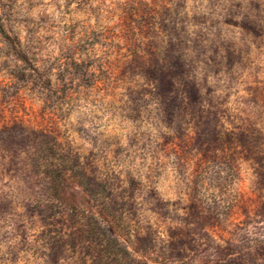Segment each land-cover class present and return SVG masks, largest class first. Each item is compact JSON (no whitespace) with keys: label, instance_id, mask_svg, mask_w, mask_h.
Returning a JSON list of instances; mask_svg holds the SVG:
<instances>
[{"label":"rangeland","instance_id":"1","mask_svg":"<svg viewBox=\"0 0 264 264\" xmlns=\"http://www.w3.org/2000/svg\"><path fill=\"white\" fill-rule=\"evenodd\" d=\"M151 2L155 4L157 0ZM17 3L27 4L28 0H0V9H4L0 12V35L10 42L20 39L5 32L6 25L22 23L17 15L21 9L15 8ZM159 11L144 0H125L122 15L109 21L107 35L93 32L92 41L78 45L80 51H87L93 45L104 48L99 39L104 36L116 54L112 67L119 68L114 92L119 96L123 91L136 105L132 108L135 117L127 113L121 116L133 122L135 131H126L117 121L101 133L103 145L110 146L113 141L120 144L108 155L101 149L84 151V145L78 142L82 138L80 131L64 128L58 115H50L55 105L52 97L64 99L70 92L76 96L82 87L91 89L94 83L98 93L105 91V85L100 83L101 77L107 79L103 67L97 65L99 77L97 72H89L93 59L77 61L71 50L61 54L58 59L63 62V68L55 73L59 82L55 89L51 76H46L39 86L34 82L29 89L36 101L42 95L48 99L47 105L36 107L35 102L27 100L13 103L6 90L0 96V144L14 145L27 153L22 165L10 163L0 170V182L7 186L19 176L29 189L30 198L23 203V222L17 228L23 229L22 239L41 243V248L31 253L36 257L33 264H213V257H218L214 264H264V241L258 235L241 236L239 243L232 242L235 230L250 228L253 219L264 213V201H261L264 183L256 192L242 191L237 204L229 207L226 215L235 229L226 228L219 216H201L199 202L188 193L184 198L189 215L180 218L181 226L168 223L173 217L167 208L180 204L179 200L163 199L173 188L174 177L165 174L170 166L175 165L179 174L181 165L189 166L185 158L194 149L200 158L191 162L193 171L212 167L222 152L229 159L235 158L234 153H242L245 162L251 161L249 167L255 166L254 174L264 176L261 171L264 170V136L242 125H236V131L222 133L216 126L219 118L211 114L200 116L201 132L191 144L183 141L182 133L175 138L161 136L153 144L150 133L139 131L142 123L135 124V119L140 116V108L147 104L144 97L160 100L166 122L171 123L173 114L187 111L198 95L194 85L182 81L183 61L177 54L178 45L171 39L153 38L157 27L155 14ZM230 23L225 21L226 25ZM76 27L67 26L69 38H74ZM159 31L168 35L166 25H160ZM50 39L44 37L45 42ZM17 58L25 66L17 71V80L24 81L30 72L39 71L26 52ZM55 63L45 73L55 71ZM137 75L147 87L133 84ZM255 90L260 92L259 85ZM18 94V90L13 91L11 96ZM98 139L92 137L93 148H97ZM137 161L141 167L152 161L148 167L155 179L147 186L146 194L144 181L149 176L144 174L140 178L139 169L131 167ZM10 203L0 196V214L9 210ZM141 219L148 222L141 224ZM259 231L257 228L256 232ZM13 259L17 264H27L15 255Z\"/></svg>","mask_w":264,"mask_h":264},{"label":"clouds","instance_id":"2","mask_svg":"<svg viewBox=\"0 0 264 264\" xmlns=\"http://www.w3.org/2000/svg\"><path fill=\"white\" fill-rule=\"evenodd\" d=\"M144 3L160 10L155 14L157 27L153 38L171 39L178 45L177 54L183 61L182 81L194 85L198 95L187 111L173 114L171 123L166 122L164 105L160 100L144 97L147 104L140 108V116L135 119V124L142 123L139 131L150 133L153 144L159 142L161 136L175 138L181 133L183 141L191 144L197 133L201 132L198 127L200 116L211 114L219 118L216 126L222 133L236 131V125H242L264 136V0H157L155 4L151 0H144ZM124 6L125 0H28L27 4L17 3L15 8L21 9L17 15L22 23L6 25L5 32L9 37L19 36V42H10L0 35V96L5 95L6 90L13 103L27 100L29 103L35 102L36 107L47 105L50 101L43 95L36 101L35 94L29 92L33 83L39 86L46 76H51L55 89L59 83L55 80V73L63 68V62L58 57L69 50L77 61L91 58L94 64L89 69L90 73L97 72V65H101L107 73V79L100 78L105 91L98 93L94 83L91 89L82 87L76 96L70 92L64 99L52 97L55 105L50 109V115H58L64 128L80 131L82 138L78 142L84 145V151L101 149L108 155L113 148L120 147L114 141L110 146L103 145L104 136L101 135L117 121L126 131L136 130L132 121L121 119L123 113L135 117L133 99L124 95L123 91L119 94L123 99H120L113 89L119 71L118 67H112L116 54L104 36L99 37L104 48L93 45L87 47V51H80L78 45L92 41L93 32L107 35L109 21L113 16H121ZM2 11L4 9H0ZM225 21L231 23L226 25ZM69 24L77 25L74 38H69ZM233 24L235 27L231 26ZM160 25L167 26V36L159 31ZM9 27L12 31H8ZM45 36L51 39L45 42ZM21 52H26L39 70L30 72L24 81L16 79L17 71L25 67L17 58ZM54 61L55 71L45 73V69ZM105 61L109 63L105 64ZM76 83H79V78H76ZM133 84L147 87L139 75ZM256 85L260 87L259 93L255 90ZM17 90L19 94L12 97L11 93ZM253 97H256L255 101ZM145 116H148L147 120ZM92 137L99 138L97 148H93ZM233 155L235 158L229 159L222 152L212 167L193 171L191 162L200 158L194 149L185 158L189 166L181 165L179 174L175 165L168 168L165 174L174 177L171 181L173 188L163 199L180 201L178 206L167 208L173 217L169 224L181 226L180 218L189 215L184 198V194L188 193L191 199L199 202L201 216H219L226 228L235 229L226 215L229 207L237 204L242 191L256 192L264 183V176L254 174L255 166L250 168L251 161L245 162L242 153ZM26 159V151L14 145L5 147L0 144V170L10 163L22 165ZM149 163L152 161L145 162L143 167L139 161L131 165L133 169H139L140 178L144 174L149 176L144 181L145 194L147 186L155 179L149 170ZM177 192L179 195L174 194ZM0 196L11 202L9 210L0 214V257H3L0 264H17L14 255L21 261H27V264H33L36 257L31 253L40 249L41 243L22 239L23 229L17 228L23 222V203L30 198L29 189L17 176L7 186L0 182ZM261 201H264V190H261ZM252 210H255V206ZM149 219L154 220L155 217ZM256 220H260V223L257 224ZM147 222L141 219V224ZM257 228L260 229L259 233L256 232ZM253 235H258L264 241V213L253 219L250 228L235 230L232 242L239 243L241 236ZM21 248L24 250L21 251ZM215 259L218 257H213V264Z\"/></svg>","mask_w":264,"mask_h":264},{"label":"trees","instance_id":"3","mask_svg":"<svg viewBox=\"0 0 264 264\" xmlns=\"http://www.w3.org/2000/svg\"><path fill=\"white\" fill-rule=\"evenodd\" d=\"M2 31L1 24H0V32Z\"/></svg>","mask_w":264,"mask_h":264}]
</instances>
